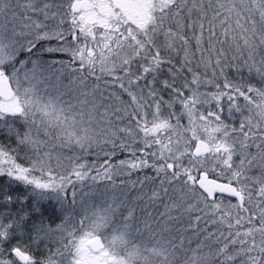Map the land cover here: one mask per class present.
<instances>
[{
  "label": "snow or ice",
  "instance_id": "6c2138e0",
  "mask_svg": "<svg viewBox=\"0 0 264 264\" xmlns=\"http://www.w3.org/2000/svg\"><path fill=\"white\" fill-rule=\"evenodd\" d=\"M0 264H264V0H0Z\"/></svg>",
  "mask_w": 264,
  "mask_h": 264
}]
</instances>
